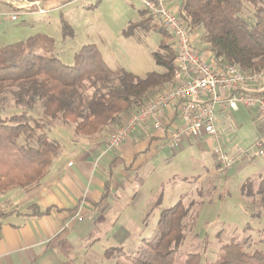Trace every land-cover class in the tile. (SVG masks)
<instances>
[{
    "label": "trees",
    "instance_id": "1",
    "mask_svg": "<svg viewBox=\"0 0 264 264\" xmlns=\"http://www.w3.org/2000/svg\"><path fill=\"white\" fill-rule=\"evenodd\" d=\"M179 14L191 34L202 31L196 37L202 43L198 48L210 53L218 66H236L245 73L264 70V0H180ZM62 24L64 37H73L71 26L66 21ZM143 27L141 20L124 35L133 36ZM55 44L54 39L37 35L0 48V197L35 190L62 155L64 146L52 138L45 118L72 123L77 135L92 138L120 127L134 111L174 84V41L162 42L154 55L164 71L143 77L110 69L94 44L84 46L75 64L67 66L43 55ZM246 188H242L244 195L252 196ZM254 195L264 205V180ZM33 209L36 215L49 213L37 206ZM189 213L182 201L161 213L154 259L141 264H177ZM261 232L264 235V227ZM249 247L246 240H233L224 246L227 259L219 264H264V250ZM184 264L204 263L200 254L191 253Z\"/></svg>",
    "mask_w": 264,
    "mask_h": 264
},
{
    "label": "rangeland",
    "instance_id": "2",
    "mask_svg": "<svg viewBox=\"0 0 264 264\" xmlns=\"http://www.w3.org/2000/svg\"><path fill=\"white\" fill-rule=\"evenodd\" d=\"M39 1L41 0H17L24 7L21 12L14 9V12L19 13L17 21H13L5 13L7 8L0 6V48L25 42L37 35H45L54 39L56 44L53 49L43 51V55L56 57L67 66L75 64V58L84 46L94 44L101 49L105 62L112 70L122 69L141 77L164 71L157 64L154 55L160 51L162 42L170 45L173 40L169 34H163V25L148 15L141 1L75 0L63 9L48 11L45 15L23 14L33 10L42 12ZM175 4L180 6V0H175ZM141 20L145 21V28L136 29L133 36L124 35L132 24ZM62 21L71 26L73 37H64ZM201 34L202 31L199 30V35L195 36L199 37ZM196 40L195 44L201 48V41L199 38ZM199 52L201 54L200 50ZM234 116L240 129L234 128L230 135L225 133L220 141L223 148L238 159L226 174L220 171L219 165L212 158L216 142L211 146L210 143L204 144L205 154L197 146L176 154L164 149L162 153L171 159L172 168L177 172H184L189 178L203 175L206 170L204 164L212 169L218 168V172L205 177L200 183H196V179L188 180L184 190L175 191L173 195L171 188L174 184H168L163 201L160 194H152L154 187H150L148 182L141 185L139 198L142 199V205L139 212L144 211L143 216L134 219L135 224H123L125 219L121 220L120 226L115 229V239L118 240L115 242L112 240L113 232L110 233L114 226L106 224V219H102L91 230L88 239L77 242L76 250L70 253L68 259L74 263L81 258L84 264L152 262L155 255L153 248L159 239L160 214L180 201L189 208L190 213L186 221L185 239L177 252V264H184L191 253L200 254L204 264H219L227 259L224 246L233 240H246L250 251L264 250V235L261 232L264 227V205L254 195L256 188L251 181L246 190H251L253 195L247 197L243 194V197L241 192L243 180L255 174L250 169L242 170L241 165L243 158L250 160L258 154V150L252 147L259 125L256 126L251 120L250 112L242 107L240 111L234 112ZM45 120L52 128V138L61 137L63 140L58 141L64 147H70L67 146L68 141L76 143L78 140L90 139L77 135L72 123L61 124L47 118ZM233 145L236 146L232 147ZM235 148L244 153L240 155ZM66 159L67 157L63 159L64 166H67ZM256 160L259 162L260 158ZM169 170H162L160 177L163 182L169 181L174 175ZM180 193H183L181 198L177 197ZM24 195L22 191H14L0 197V214L16 210L19 207L18 201ZM147 202L150 209L147 208ZM10 219L1 218L2 221ZM89 221L90 219L86 221L87 224Z\"/></svg>",
    "mask_w": 264,
    "mask_h": 264
},
{
    "label": "crops",
    "instance_id": "3",
    "mask_svg": "<svg viewBox=\"0 0 264 264\" xmlns=\"http://www.w3.org/2000/svg\"><path fill=\"white\" fill-rule=\"evenodd\" d=\"M74 1L41 0L39 3L43 12L33 10L23 14L45 15L48 11H59ZM167 2L174 11L179 12V5L175 4V0ZM0 6L8 9L5 13L12 19L14 8L4 2H0ZM97 48L103 57L101 49ZM201 54L208 63H215L210 53L203 51ZM258 89L264 92V82ZM241 107L237 111L226 105L217 107V129L221 137L225 133L230 135L234 128L240 129L234 112L240 111ZM248 111L251 120L256 126L259 125L254 139L256 143L262 137L264 129L258 122L257 113ZM163 120L170 126L169 129H172L173 125H182L175 108L168 110ZM117 128L119 127L110 128L100 135L78 140L76 143L66 141L70 147H64L62 155L55 161L40 185L25 193L22 200L18 201L16 212L0 216V264H84L79 255V259L74 263L68 258L70 253L76 250L77 242L88 239L97 223L100 224L102 219H106V224L114 226L110 233L113 232L112 240L115 242L118 241L115 239V229L120 226L121 220L125 219L123 224H135L134 219L143 216L144 211L139 212L142 205V199L139 198L141 185L148 182L150 187H154L152 194H160L163 201L168 184H174L171 188L173 195L175 191H183L188 180L196 179V183H200L205 177L218 172V168L212 169L205 164L203 175L189 178L184 172H177L172 168L171 159L162 153L164 149L171 150L167 147V136L153 129L150 124L142 126L119 148L107 151L109 136ZM56 140L63 139L60 137ZM209 143L211 146L214 141L205 136L185 140L179 149L171 152L182 153L197 146L202 154H205L204 144ZM234 146L236 145L232 147ZM65 157L67 166L63 164ZM212 158L216 162L213 154ZM256 158H260L259 162ZM242 162V170L250 169L255 172L254 176L249 175L243 180L242 188L251 181L256 193L264 180V155L255 154L250 160L243 158ZM167 169L173 171L174 175L169 181L163 182L160 175L162 170ZM241 192L243 195L242 189ZM183 193L177 197L181 198ZM146 205L149 208L148 202ZM34 206L41 211L49 210V213L36 215ZM3 217L11 219L2 221ZM78 217L82 220H78ZM88 219L89 224L86 222Z\"/></svg>",
    "mask_w": 264,
    "mask_h": 264
},
{
    "label": "built area",
    "instance_id": "4",
    "mask_svg": "<svg viewBox=\"0 0 264 264\" xmlns=\"http://www.w3.org/2000/svg\"><path fill=\"white\" fill-rule=\"evenodd\" d=\"M1 1L18 12L24 10L17 0ZM138 1L143 3L148 15L158 20L173 37L177 52L174 84L133 112L113 131L107 142V151L119 148L142 126L150 124L167 136V147L171 150L179 149L185 140L211 138L216 142L213 155L220 171L226 174L238 159L220 143L216 109L219 105H226L237 111L242 106L257 113L258 122L264 129V92L258 89L264 82V70L245 73L236 66L208 63L195 44L196 36L190 33L179 12L171 9L168 0ZM18 16L19 13L14 12L12 20L17 21ZM173 108L177 109L182 125H173L169 129L163 117ZM252 148L258 150V155H264V133ZM234 150L240 155L244 153Z\"/></svg>",
    "mask_w": 264,
    "mask_h": 264
}]
</instances>
